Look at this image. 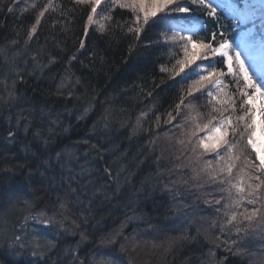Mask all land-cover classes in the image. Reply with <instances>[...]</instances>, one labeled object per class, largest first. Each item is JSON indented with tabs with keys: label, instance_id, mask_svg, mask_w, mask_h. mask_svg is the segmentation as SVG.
<instances>
[{
	"label": "trees",
	"instance_id": "1",
	"mask_svg": "<svg viewBox=\"0 0 264 264\" xmlns=\"http://www.w3.org/2000/svg\"><path fill=\"white\" fill-rule=\"evenodd\" d=\"M47 3L0 0V107L3 102L17 104L18 110L30 114L15 128L0 110V127L13 129L15 137L26 136L23 149L13 152L11 166L0 167V196L4 198L0 199L1 262L41 264L31 256L30 220L26 221L28 215L41 211L57 221L68 217L64 225L69 231H61L55 248H45L49 263L109 264L107 257H112L121 264H264V224L258 220L242 225L246 233L237 235L232 230L238 246L230 251L214 246L226 237L215 240L219 223L211 229L209 221L223 217L205 201L219 199L221 194L203 174L193 180L191 169L199 170L207 159H213L215 167L216 161L206 154L200 163L191 164L193 158L178 143L191 131V122L184 120L188 108L182 107L175 121L165 123L167 112L176 114L174 106L182 94L185 104L193 105L191 115L200 114L201 124L207 123L212 111L206 95L187 97V87L195 75L184 80V73L173 76L161 71L162 67L172 69L176 59L182 58L179 44L166 43L157 25L145 26L138 36L129 32V27L136 26L133 14L112 5L111 12L101 13L105 0L97 9L101 15L95 18L111 17L101 21L103 32L96 24L87 25L89 7L75 0H52V8L41 17L29 40L27 32ZM194 16L207 27L193 39H205L217 30L202 9ZM220 23L229 28L226 35H235L230 20L221 19ZM215 67L223 68L220 63ZM195 68L191 65L185 72ZM16 70L22 78L14 74ZM224 83L228 85L224 91L237 101L235 115H242L234 82L226 77ZM36 120L53 126V130H41L43 135L35 137ZM28 121L31 125L25 131ZM49 131L54 134L48 135ZM58 150H66V160L62 157L57 162L53 155L50 161L44 155ZM28 155L36 158L31 166L22 157ZM245 155L254 158V154ZM81 159L83 162L77 164ZM50 163L59 170L52 171ZM237 164L243 167V158ZM24 175L30 178L26 182L18 179ZM197 184L202 187L197 188ZM22 190L28 191L22 196ZM61 202L67 207L63 216L59 214ZM116 232L120 235L115 243H109L106 237ZM80 233L88 239L82 240ZM15 236H21L28 246L15 244ZM209 251L215 256L210 257Z\"/></svg>",
	"mask_w": 264,
	"mask_h": 264
},
{
	"label": "snow or ice",
	"instance_id": "2",
	"mask_svg": "<svg viewBox=\"0 0 264 264\" xmlns=\"http://www.w3.org/2000/svg\"><path fill=\"white\" fill-rule=\"evenodd\" d=\"M75 3L90 8L87 14V25L96 24L101 32L105 30V24L101 21L111 17L102 15L100 20L95 17L102 12H111L113 8L109 5L119 6L121 9L129 10L134 16L133 23L136 26L129 27V32H135L138 36L145 26L157 25L162 29L160 35L166 43L179 44L182 58L176 59L172 69L162 67L161 71H168L173 76L184 73L182 77L184 80H187L189 75H195L197 78L187 87V97L197 99L195 94L206 95L209 98L208 103L212 105V111L209 113L207 123L201 124L198 120L200 114L191 115L193 105L185 104L186 97L182 94L179 96V102L174 106L176 114L173 115L172 111L167 112L165 123L171 124L175 121L181 115L182 107L189 109V114L184 117V120L191 122V131L187 133L186 140L181 139L178 143L193 158L190 160L191 164L200 163L206 154H212L216 161L215 167H213V159H207L203 160L199 170L195 167L191 169L194 173L193 180H197L203 174L206 182L216 185L217 191L221 194L219 199L205 201L206 204L214 207L218 217H223L221 221L217 219L209 221L211 229H215L219 223V233L215 240H220L221 236L226 237L222 243L214 246L225 247L228 251L233 246H238V241L232 238L233 229L239 235L247 232V229L242 227L243 224H251L257 220L264 224V138H261L264 137V35L257 38L253 27L250 26L255 23V5L249 0H105V6L101 8V13H98L97 9L101 7L102 0H75ZM49 8H52V0H48L36 16L35 23L27 32L29 40L33 38L41 17ZM201 9L214 21L217 30L211 32L205 39H193L207 27L194 16V12ZM9 11H12L11 7ZM261 12L264 15V0H261ZM221 19L230 20L232 27L237 30L231 38L226 35L229 28L220 23ZM38 55H33L32 59L35 61ZM74 58L73 56L70 59ZM197 61L202 63L197 64ZM217 63L226 68V71L223 68L217 69L215 67ZM194 64L195 69L185 72L186 68ZM14 74L22 78L19 70L14 71ZM226 77H230L235 84L236 93L241 100L239 111L242 115H235L237 101L232 94L224 91L228 87L224 83ZM63 84L62 79L61 87ZM14 85L15 81L13 87ZM71 94L69 92V96ZM258 98L261 102L259 107L256 104ZM86 112L87 109H85ZM257 112L260 115L259 121L256 119ZM142 115L145 114L142 113ZM156 120L159 122L160 117L157 116ZM20 123L21 121L17 119V125ZM30 125V121L26 122L24 130L27 131ZM139 125L138 119L137 126ZM174 127L182 128L183 124H175ZM257 128H259L260 137L257 136ZM47 134L54 133L49 131ZM33 135L41 137L43 133L37 129ZM8 138L14 140L15 133L10 130ZM44 142L47 143V140ZM84 143L88 142L84 141ZM92 147L95 148V145ZM245 153L254 154V158L250 159ZM56 158L59 162L62 159L61 154L57 153ZM241 158L244 160V165L238 167L237 162ZM234 170H237L235 178ZM105 172L111 176L109 169L106 168ZM184 183L187 181L185 180ZM196 187L200 188L202 185L197 184ZM72 191L75 192V189ZM25 205L27 206V202ZM66 211V205L61 202L59 214L63 216ZM36 216L45 217V213H35L34 220ZM67 219L68 217H63L62 220L57 221L55 216H52L37 222H42L49 227H55L58 224L57 234L59 235L61 231H69V228L64 225V220ZM72 225L79 228L75 220H72ZM73 234H75L74 231ZM199 234L198 230L197 235ZM119 235V232L110 233L106 239L109 243H115ZM80 236L82 240L88 239L83 233H80ZM185 238L181 237V239ZM124 239L128 238L124 237ZM13 240L20 247L28 246L26 240L22 241L21 236H15ZM32 247L34 248L32 255L35 256L39 252L41 258L47 260L44 249L55 248L56 242L49 238L46 245L36 242ZM208 255L214 257L215 253L209 251ZM72 264H75V261Z\"/></svg>",
	"mask_w": 264,
	"mask_h": 264
},
{
	"label": "bare ground",
	"instance_id": "3",
	"mask_svg": "<svg viewBox=\"0 0 264 264\" xmlns=\"http://www.w3.org/2000/svg\"><path fill=\"white\" fill-rule=\"evenodd\" d=\"M31 96H33V94H31ZM20 107H18V105H14V104H8V102H3L2 103V107H0L1 113L5 114L12 122H13V127H17V119H27L30 117V114L27 113L24 109L22 110H18ZM16 113V115L13 114ZM21 112H23V115H21ZM40 121L36 120L35 123L33 124V126L35 127V129H40V130H53V126H47V125H41L39 124ZM13 131V129L8 128V129H3L0 127V167L1 168H9L11 166V164L15 161V154L13 153L15 150L20 149L22 150V140L26 139V136L23 135H16L14 140H10L8 138V132L9 131ZM14 132V131H13ZM257 136L260 137V131L259 128H257ZM45 138V137H42ZM264 138V137H261ZM40 140V139H39ZM25 142V141H24ZM68 150V148H65ZM57 153H60L61 156L66 160L68 155L66 150H58L55 153L53 152H46L44 155H46L47 157L50 156H55V158L57 157ZM26 159L27 163L29 166L33 165V163H35V156H31L28 155L27 156H22ZM51 157H50V161H51ZM83 162V159L76 161L77 164H81ZM64 163H66V161H64ZM70 164V162H69ZM50 169L52 171H58L59 168L55 165L50 163ZM75 170H77L76 167H74ZM129 169V168H127ZM25 177H20L18 176V179L20 181H25L27 179H30L28 176L24 175ZM0 177L3 178V175L0 174ZM16 181V177L13 178ZM27 184V183H26ZM2 186V185H0ZM28 190H22L21 195H25V193ZM1 200H4V198H1ZM12 200H16V199H12ZM21 207V206H20ZM18 207V208H20ZM23 210H26L25 207L22 208ZM26 213H28L29 211H25ZM1 225V223H0ZM44 226H47L44 224ZM41 264H50L49 262L45 261V259H43L42 261H40ZM6 264H9L8 262H6Z\"/></svg>",
	"mask_w": 264,
	"mask_h": 264
},
{
	"label": "rangeland",
	"instance_id": "4",
	"mask_svg": "<svg viewBox=\"0 0 264 264\" xmlns=\"http://www.w3.org/2000/svg\"><path fill=\"white\" fill-rule=\"evenodd\" d=\"M261 5V4H260ZM255 23L256 25H250L253 27V31L257 34V38L260 37V35H264V20L262 12L258 9V7L255 6ZM261 13V14H260ZM96 18V17H95ZM261 32V33H257ZM259 100V99H258ZM260 100H259V105H260ZM257 121L260 120V115L259 113L256 116ZM36 213H41V211H38ZM45 213V212H42ZM35 213L28 215L26 221L30 220V229H31V249H33L32 245H34L36 242H39L41 245H46L48 242V239L51 238L53 240H57L61 234H57V229L55 227H49V226H44V223L42 222H37L41 221L43 218L50 217L45 213V217H40L36 216V219H33ZM32 223V224H31ZM46 249H44V254H45ZM33 257L34 255L31 254ZM36 261H42L43 259L41 258L39 252L37 255L34 256ZM107 260L109 261V264H121L119 261L112 257H107ZM103 261L105 262L104 258Z\"/></svg>",
	"mask_w": 264,
	"mask_h": 264
},
{
	"label": "water",
	"instance_id": "5",
	"mask_svg": "<svg viewBox=\"0 0 264 264\" xmlns=\"http://www.w3.org/2000/svg\"><path fill=\"white\" fill-rule=\"evenodd\" d=\"M0 264H2L1 261H0Z\"/></svg>",
	"mask_w": 264,
	"mask_h": 264
}]
</instances>
